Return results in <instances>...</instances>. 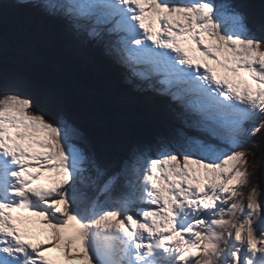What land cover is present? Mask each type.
Listing matches in <instances>:
<instances>
[{"label": "snow or ice", "instance_id": "obj_1", "mask_svg": "<svg viewBox=\"0 0 264 264\" xmlns=\"http://www.w3.org/2000/svg\"><path fill=\"white\" fill-rule=\"evenodd\" d=\"M14 3L100 44L203 135L101 160L5 72L0 34V264H264V19L234 0Z\"/></svg>", "mask_w": 264, "mask_h": 264}, {"label": "trees", "instance_id": "obj_2", "mask_svg": "<svg viewBox=\"0 0 264 264\" xmlns=\"http://www.w3.org/2000/svg\"><path fill=\"white\" fill-rule=\"evenodd\" d=\"M260 1L264 10V0ZM0 4H2V8H0V34H2L3 43L9 41L11 45L8 52H3V57H16L15 53L12 52L14 45H16L19 51L21 50L20 52H24V54H19V57L16 58L23 61L32 70L49 78H46L47 81L44 79L40 81L39 90L29 92L36 98L39 107L52 112L54 104L60 96H63L71 103L70 95L72 96V90L85 93L92 91L91 94L94 96L105 97L107 102L104 105L110 110L109 112L141 113L139 115L147 118L150 122H155L157 119L172 120L171 113H169L171 107L163 101L162 97L151 96L144 89L136 90L135 96L124 92L126 85L118 83L115 76V71L122 68L118 67L119 64H115L114 60L111 61L109 59L110 57L106 55L100 44L89 41L86 37L76 36L86 46L87 63L74 64L66 58H59V48L56 44L50 43V38H53L61 27H65L61 21L50 22L47 20H36V18L32 19L30 15L24 13L25 9H13L11 0L0 1ZM37 36L40 44L31 45L30 42ZM27 43L30 46H27ZM26 53H33V55L48 53L47 55L50 58L44 59L41 57V61L29 62L24 56ZM124 74L126 75L125 72ZM43 85H47L52 89L49 87L43 88ZM128 126L133 127L132 124ZM138 127L141 129L143 125ZM130 131V135H136L131 128ZM160 134L169 139L170 137L174 138V140L177 138L173 132L171 133L164 128L160 129ZM261 139H264V133H262L261 138L256 140V143H261ZM141 141L139 143L140 146L149 142L147 140ZM259 184L261 186L264 185V170L260 173Z\"/></svg>", "mask_w": 264, "mask_h": 264}, {"label": "rangeland", "instance_id": "obj_3", "mask_svg": "<svg viewBox=\"0 0 264 264\" xmlns=\"http://www.w3.org/2000/svg\"><path fill=\"white\" fill-rule=\"evenodd\" d=\"M0 1H3V0H0ZM11 1L13 2V7H14L13 9L15 10L25 9L24 13L27 15H30L32 19L36 18V20L37 19L41 21L47 20L50 22L59 21L55 19L46 18L40 15L39 13H37L32 8L19 7L14 3V0H11ZM234 2H236L237 4H240L241 6H244L247 11L249 10L250 15H252V17H250V20H255L257 23H259L261 19H264V13L260 9L257 0H254L255 8L253 7L251 0H238V1L234 0ZM256 12H257V15H256ZM155 24H156V21H155ZM50 39H51L50 43L56 44V46H58L59 48V53H58L59 58H66L74 64L87 63L86 46L83 44V42L78 40V38L74 36L66 27L63 26L62 28H60L57 31V34L54 35L53 38H50ZM30 44L39 45L40 41H39L38 36L37 38L32 40ZM30 44L27 43V46H30ZM10 47L11 45L9 41L8 42L6 41L5 43H3V52L4 51L8 52V50H10L9 49ZM12 50H13L12 52L15 53L16 57H19L18 56L19 54L21 55L24 54V52L23 53L20 52L21 50L19 51V48L16 45H14V48ZM47 54L45 53L44 55H36V54L33 55V53H30V54L26 53L24 56L26 60H28L29 62H36V61H41L42 60L41 57L44 59L50 58V56H48ZM16 57H13V56L3 57L5 72L15 74L16 83L23 91L29 93L31 91L39 90L38 85H37L38 82L36 78L33 76L31 72L24 70L22 67L19 66V63L20 64H23V63L22 61H19L20 59ZM199 59L201 62H204L205 60H207V57H204L202 56V54H199ZM212 62L213 61L208 60V63L212 64ZM114 63L117 64L116 62ZM119 66L120 65H118V67ZM123 73H124L123 71L122 72L119 70L115 71L117 78L121 80L119 81L117 79L116 81H118V83L120 84H123V82L126 84V88H124V92L126 94L135 96L134 93H136V90L144 89L145 85H143L142 83H139L136 81L131 82L130 80H127V81L123 80L124 75H125ZM120 75L122 77H120ZM125 77L126 79L128 78V73L127 75H125ZM145 90L147 91L150 89L146 87ZM89 92L87 94L88 96H86V97H90L87 101L89 103L82 109V111L80 112L74 111L72 108H70V106H68L69 104H67V102L63 98H59L58 100H56L53 111L55 110V111H59L63 113L65 117L68 118L73 123V125L79 130L82 142L85 143L90 149H92L101 160H114V159L121 158L125 156L128 150L133 146L141 147V148H150V147H153L159 144L160 142L174 140L172 137H170L169 139L161 135H157L149 140L147 139V141L149 142L140 146L139 145L140 142L136 141L137 139H133V141L125 139L126 141L117 143L115 140L112 141V139L106 138L104 131H103L104 129H106V124L103 119L104 117L102 113L100 114L98 113L99 110H97V108L99 109L103 108L104 111L109 112L110 110L107 109L104 105V103H106L107 101L105 97L98 96V95L94 96L93 94H91L92 91H89ZM154 93L156 92L154 91ZM150 95L157 97V98L162 97L163 101L171 107V110L169 111V113H171L170 116L172 117V120H164V119L158 120L157 119L155 122H151L152 125H156L159 128L164 127L165 130H168L171 133L173 132L176 137L178 133H184L188 135H203L202 133L195 132L191 124L189 125L188 123L184 122V119L182 120V117L178 115L180 113L178 107L171 100L168 102L164 96H161L158 93L150 94ZM139 114L141 113H135V114L112 113L113 115L112 119L115 122V126H113L112 129H115V133L118 135L119 141L123 140L120 137H123V134L126 133V132H123V128L125 127L126 121L132 120L133 118H138L140 120H146V121L148 120L147 118H144L143 116H140ZM90 120H92L91 123L93 127L90 125ZM86 133L89 135V140L85 141L84 137ZM42 137L43 136H40L39 138L43 139L44 137L43 138ZM128 137L132 138L133 135L131 137L128 134ZM260 188L262 189L261 199L264 200V185L263 186L260 185ZM46 255L49 256V258H52V255L50 253L46 252Z\"/></svg>", "mask_w": 264, "mask_h": 264}, {"label": "water", "instance_id": "obj_4", "mask_svg": "<svg viewBox=\"0 0 264 264\" xmlns=\"http://www.w3.org/2000/svg\"><path fill=\"white\" fill-rule=\"evenodd\" d=\"M257 1H258L260 9L264 13L263 7L261 5V1L260 0H257ZM22 63L23 64L19 63V66L22 67L24 70H27L33 74V76L36 78V80L38 82L37 83L38 87H39L40 81L42 79H44V80H46V78L49 79L48 77H44L43 75L37 73L35 70H32L29 66H26L23 61H22ZM42 87L46 88L49 86L43 85ZM49 88L52 89L51 87H49ZM79 92H82V91H79ZM79 92L72 90V96L70 95V102L71 103H69L63 96H60V98H63L67 102V104H69L68 106H70V108H72L74 111H77V112L82 111V109L89 103L87 101L90 98V97H86V96H88L87 95L88 93H85V92L79 93ZM97 110H99L98 113L99 114L102 113L103 117H104L103 119H104L105 124H106V129H104V130L102 129V130L104 131L105 137L108 139H112V141L115 140L117 143H119V142H123L126 140H132L133 141V139H137L136 141L140 142L141 140H147V139L149 140V139H151L157 135L162 136V134H160V129H162V128H159L156 125H152L151 122L148 120L146 121V120H140L138 118H133V119H137V120L132 119L133 122H131L132 120H128L125 122L126 124H125V127L123 128V132H126V133L123 134V137H120L123 140L119 141L118 135L115 133V129H112L113 126H115V122L112 119L113 118L112 113L108 112V111H104L103 108H101V109L97 108ZM91 121L92 120H90V125L93 127ZM127 123H128V125L132 124L133 127H129L127 125ZM139 125H143V127L141 129L139 127L137 128V126H139ZM130 128L136 133V135L133 137H132V135H130L131 134ZM128 134L132 138H129Z\"/></svg>", "mask_w": 264, "mask_h": 264}, {"label": "bare ground", "instance_id": "obj_5", "mask_svg": "<svg viewBox=\"0 0 264 264\" xmlns=\"http://www.w3.org/2000/svg\"><path fill=\"white\" fill-rule=\"evenodd\" d=\"M236 1H238V0H236ZM251 2H252V4H253V7L255 8V5H254V0H251ZM239 3V2H238ZM244 11H246L248 14H249V17H252V15H250V12H249V10L247 11L246 10V8L244 7V6H241L240 4H238ZM256 10V9H255ZM256 15H257V12H256ZM58 24V23H57ZM59 25V24H58ZM157 26V24H155V20H153V27L155 28ZM62 28V27H61ZM193 47H194V45H193ZM195 48V47H194ZM198 53L199 54H201V52H199L198 51ZM201 57V56H200ZM111 61H113V59H111V58H109ZM213 63V62H212ZM108 64H109V62H108ZM120 68H122V69H117V70H119V71H123V72H127V70L126 69H124L122 66H120ZM128 73V72H127ZM127 73H126V75H127ZM115 76H116V74H115ZM120 77H122L121 75H120ZM118 78H117V76H116V80H117ZM119 81H121L120 79H118ZM123 80H130L131 82H135V80L133 79V78H131L130 76H129V74H128V78L126 79V77H125V75H124V78H123ZM137 82V81H136ZM123 84H125L124 82H123ZM126 85V84H125ZM146 89V86L144 87V90ZM149 89V88H148ZM146 92H148L149 94H156V93H154V91L152 92V90L150 89V91H146ZM165 97V99L169 102L171 99L169 98V97H166V96H164ZM172 101V100H171ZM177 107H178V109H179V114L178 115H180L181 117H182V120L184 119V122L185 123H188L189 125L191 124L192 125V121H193V117L191 116V114L190 113H188L180 104H178V103H176V102H174V101H172ZM171 102V103H172ZM177 109V110H178ZM162 110V109H161ZM160 110V111H161ZM164 112V111H163ZM173 113V112H172ZM175 115V114H174ZM187 126V125H186ZM43 138V137H42ZM85 141L86 140H89V135L86 133L85 134ZM36 219H39L38 217H36ZM49 233L48 232H39V230H38V235L40 236V238L41 239H43L44 238V236H46V235H48ZM47 253H50L51 255H52V258H50L51 260H53L54 261V264H56V262H57V258H58V256H59V254H58V252L56 251V250H52V251H50V252H47ZM46 254V253H45ZM75 264H81V262L80 261H76L75 262ZM85 264H86V262H85Z\"/></svg>", "mask_w": 264, "mask_h": 264}]
</instances>
